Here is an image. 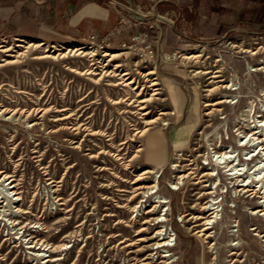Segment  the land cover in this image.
<instances>
[{
  "label": "rangeland",
  "instance_id": "obj_1",
  "mask_svg": "<svg viewBox=\"0 0 264 264\" xmlns=\"http://www.w3.org/2000/svg\"><path fill=\"white\" fill-rule=\"evenodd\" d=\"M85 1L0 35V264H264V0Z\"/></svg>",
  "mask_w": 264,
  "mask_h": 264
},
{
  "label": "crops",
  "instance_id": "obj_2",
  "mask_svg": "<svg viewBox=\"0 0 264 264\" xmlns=\"http://www.w3.org/2000/svg\"><path fill=\"white\" fill-rule=\"evenodd\" d=\"M106 14L85 0H0V35L32 36L42 29L61 30L56 23L45 25L47 19L64 22L63 34L67 36L88 31L105 34L111 25Z\"/></svg>",
  "mask_w": 264,
  "mask_h": 264
},
{
  "label": "bare ground",
  "instance_id": "obj_3",
  "mask_svg": "<svg viewBox=\"0 0 264 264\" xmlns=\"http://www.w3.org/2000/svg\"><path fill=\"white\" fill-rule=\"evenodd\" d=\"M104 55H109V53L106 52V53H104ZM261 67H262V66H261ZM256 68H257V67H256ZM262 68H263V67H262ZM129 82H130V81H129ZM129 82H128V83H129ZM226 101H227V100H226ZM262 124H263V126L261 127V130L264 131V123L261 122V124H259V126L262 125ZM258 131H259V130H258ZM256 132H257V131L253 132V134H256ZM260 135L262 136V135H264V133H260ZM256 139H258V137H256ZM263 141H264V139L261 138V140H260V142L258 143V145H260V147H261L262 150L264 151V147H262V145L264 144ZM256 142H257V141H256ZM256 147H257V146H256ZM258 148H259V147H258ZM259 149H260V148H259ZM258 151H259V150H258ZM258 151H257V152H258ZM224 153H225V152H224ZM224 153H223V154H224ZM261 153H262V151H261ZM263 153H264V152H263ZM255 155H256V154H255ZM230 157H231V155H229L228 157H224V160L222 161V163H225L226 166H227L230 162H232V160H229V161L227 160V159H230ZM218 164H219V163H218ZM233 168H234V169H237V168H235V167H233ZM239 169H240V168H239ZM239 169H238V170H239ZM234 173L237 174L236 176H237V178H238L239 174L237 173V171H235ZM249 185H250V184H249ZM246 186L249 187L248 184H247ZM253 189H255V187H253ZM246 190H252V189H251V188H250V189L248 188V189H246ZM251 192H253V193H255V194H256V193H259V191H257L256 189H255V190H252ZM259 206H261V205H259ZM208 210H212V211H210V212H213V207L210 206V207L208 208ZM261 210H262V209H259V211H261ZM252 213H254V211H253ZM159 220H160V219H159ZM206 220H209V218H207ZM160 221H161V220H160ZM160 221H158V222H160ZM161 239H164V238L162 237ZM165 240H166V239H164L163 244H162L161 246H163V245H166V246H167V245H170V244H169V241H165ZM161 242H162V241H161ZM159 246H160V245H159ZM164 256H165V255H164Z\"/></svg>",
  "mask_w": 264,
  "mask_h": 264
},
{
  "label": "built area",
  "instance_id": "obj_4",
  "mask_svg": "<svg viewBox=\"0 0 264 264\" xmlns=\"http://www.w3.org/2000/svg\"><path fill=\"white\" fill-rule=\"evenodd\" d=\"M88 37H89L88 41H89L90 43H93V42H95V40H96V43H97V45L99 46V48H101V49H105V48L107 47V44H108V43H104V40H103L102 38L99 39V40H97L98 38H96L97 36L94 35V34H91V35H89ZM146 37H147V34H146L145 32H142V33L139 32V33H137V34H135V35H133V36L131 37V41H132L133 43H142L143 41H145ZM122 45H123V44H122ZM146 48H149V51L152 52L151 47H150L149 44L146 45Z\"/></svg>",
  "mask_w": 264,
  "mask_h": 264
},
{
  "label": "trees",
  "instance_id": "obj_5",
  "mask_svg": "<svg viewBox=\"0 0 264 264\" xmlns=\"http://www.w3.org/2000/svg\"><path fill=\"white\" fill-rule=\"evenodd\" d=\"M257 20L264 22V8H262L257 14Z\"/></svg>",
  "mask_w": 264,
  "mask_h": 264
},
{
  "label": "water",
  "instance_id": "obj_6",
  "mask_svg": "<svg viewBox=\"0 0 264 264\" xmlns=\"http://www.w3.org/2000/svg\"><path fill=\"white\" fill-rule=\"evenodd\" d=\"M156 5V4H155Z\"/></svg>",
  "mask_w": 264,
  "mask_h": 264
}]
</instances>
